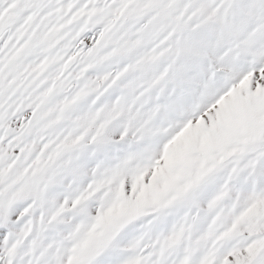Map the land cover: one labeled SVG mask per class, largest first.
I'll list each match as a JSON object with an SVG mask.
<instances>
[{"label":"snow or ice","instance_id":"snow-or-ice-1","mask_svg":"<svg viewBox=\"0 0 264 264\" xmlns=\"http://www.w3.org/2000/svg\"><path fill=\"white\" fill-rule=\"evenodd\" d=\"M0 264H264V0H0Z\"/></svg>","mask_w":264,"mask_h":264}]
</instances>
